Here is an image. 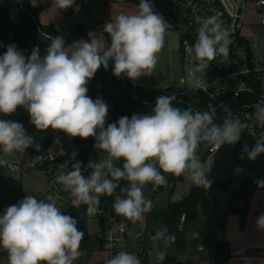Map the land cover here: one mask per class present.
Returning a JSON list of instances; mask_svg holds the SVG:
<instances>
[{
  "label": "clouds",
  "instance_id": "clouds-1",
  "mask_svg": "<svg viewBox=\"0 0 264 264\" xmlns=\"http://www.w3.org/2000/svg\"><path fill=\"white\" fill-rule=\"evenodd\" d=\"M75 2L55 0L60 10ZM197 23V38L189 52L197 61L194 71L199 72L208 69L218 55L228 56L231 29L216 15L197 17ZM166 30L164 18L154 11L150 0H140L137 12L120 13L105 23L103 31L111 40L106 47L94 33H89L88 40L75 42L71 51L66 49L61 36H46L51 42L44 56L37 47L26 58L15 45H9L0 56V116H11L23 108L36 129L51 128L70 138L93 137L94 147L107 154L99 162H89L87 168L91 173L87 177L82 174L80 162L73 163L71 170H67V162L59 166L55 183L71 195L73 207L99 203L102 195L114 196L115 214L132 223L141 221L151 210V202L143 193L145 185L152 184L156 190L167 184L165 174L187 175L194 185L209 190L210 169L202 166L199 146L234 145L247 129V123L233 117L230 111L222 124H217L215 108L201 112L191 107H173L174 95L158 97L151 114H133L130 119L123 116L105 126L108 106L103 99L93 100L87 95L89 81L101 66L107 70L110 61L116 77L137 80L152 76L165 46ZM253 107L258 125L264 128V99ZM32 146L40 151V144L26 133L23 124L0 119V166L11 167L6 157L22 156ZM243 152L249 160H255L264 153V138L258 139L251 150L245 145ZM75 156L73 152L70 159ZM40 160L37 156L25 162V166L34 167ZM114 161L123 163L117 166ZM121 180L128 182L127 188L121 189L123 196L116 194ZM257 183L264 187V179ZM57 200L55 195L44 200L26 195L0 215V248L7 252L8 264H73L79 257L84 233L78 230L72 216L61 211ZM256 225L264 231V213L257 218ZM150 239L156 259L163 264L174 236L165 226ZM105 264L141 261L137 255L122 250Z\"/></svg>",
  "mask_w": 264,
  "mask_h": 264
},
{
  "label": "trees",
  "instance_id": "trees-1",
  "mask_svg": "<svg viewBox=\"0 0 264 264\" xmlns=\"http://www.w3.org/2000/svg\"><path fill=\"white\" fill-rule=\"evenodd\" d=\"M44 4L38 8L30 9L25 3L19 5L12 0H0V56H2L9 45H15L17 50L22 52L27 58L31 56L34 48H39L40 55L44 56L50 40L46 36H61L53 29L51 25L39 24L36 15L49 5L51 0H43ZM130 2L139 5L140 1L130 0ZM153 6H155L153 4ZM157 8L168 24H173V28L178 33L179 38L187 37L182 24L176 20L170 8L165 2L157 4ZM72 10V9H71ZM96 29L93 23H73L67 35L63 37L65 44H68L85 33ZM107 45L111 40L106 32L102 33ZM191 43H193L191 41ZM113 64L109 62L107 70L101 66L95 76L89 81L87 95L93 100L98 97L108 106V114L105 126L109 123L117 122L119 118L127 116L133 105V90L120 77H116L112 72ZM135 92L143 95L144 90L137 88ZM0 119H10L23 124L26 133L34 138L35 143L40 144V151L44 150L59 137L61 154L54 160L55 166L68 163V168L73 163L82 162L88 158H94L98 155V150L93 146L92 137L81 139L79 137L70 138L61 131H54L51 128L47 130H38L30 123L29 115L23 108L11 116H0ZM29 153L34 158L39 151L35 146L28 148ZM75 152V159H70L71 154ZM201 163L205 161V154H199ZM243 156V159L241 157ZM246 156L240 150L238 143L234 145H222L217 152L214 160L208 164L207 169L212 185L209 190L203 187L191 185L188 192L178 200H171L176 185L183 181L184 176L175 177L165 174L167 184L153 190V185L148 184V189L153 193H159L167 187V203L164 208H152L146 213L148 223L157 225L160 228L167 227L169 234L174 236V241L168 247V254L163 264H194L188 258L182 262L173 261V254L183 253L189 246V239L195 237L193 233H198L203 239L201 252L198 254L201 264H223L229 258L228 242L224 235L225 214L218 210V201L215 191L228 190L236 180V170L247 160ZM122 161L116 162L117 166L122 165ZM109 179L111 177H108ZM264 179V159L256 165L251 166L245 173V176L239 185L234 199L241 200L240 207L235 209L239 216L240 228L245 223L248 210V202L251 195L256 190H264V187L258 185L257 181ZM120 186L127 188L128 182L121 180ZM86 204L81 205L79 209L70 203L62 212L65 215L72 216L77 221V228L84 233L83 239L86 240V218L83 217V211ZM162 246V245H161ZM143 256V264L148 263V253L153 251V241L149 235L138 245ZM0 256L7 260V252H0ZM157 260V259H156ZM158 262V260H157ZM159 263V262H158Z\"/></svg>",
  "mask_w": 264,
  "mask_h": 264
},
{
  "label": "built area",
  "instance_id": "built-area-1",
  "mask_svg": "<svg viewBox=\"0 0 264 264\" xmlns=\"http://www.w3.org/2000/svg\"><path fill=\"white\" fill-rule=\"evenodd\" d=\"M12 1L19 5L25 3L30 9L44 4L41 0ZM113 1L130 2V0ZM150 2L155 7L165 2L186 31L187 37L180 39L173 24H169L177 38L180 75L176 81L160 88L141 86L136 81L121 76L120 78L134 91L132 109L127 117L130 119L133 114H151L158 97L172 95L175 96L173 107L181 110L191 107L193 111L205 112L210 107L215 108L214 122L217 124H222L230 111L233 117H238L248 125L237 142L242 153L248 158L247 153L243 152L244 146L247 145L251 150L258 139L264 138V128L258 125L253 107L264 99V0H150ZM77 6L79 11L76 10ZM72 12L86 19V13L82 10L79 0H76L72 6ZM213 15L219 16L223 25L231 29L229 54L227 57L218 55L210 62L209 68L199 75H186L187 66H196L197 63L194 55L189 52L196 41V30L200 26L197 17L205 18ZM98 31L102 34L103 27ZM0 45L2 46L1 43ZM188 54L191 61L185 62ZM137 88L143 89L144 94L138 95L135 92ZM92 140L94 146L95 139L92 137ZM221 147L202 143L198 148V155L205 154L204 163L209 164ZM61 152L60 144L54 142L35 156L41 157L40 162L35 165L40 168L47 181L48 191L45 194L55 195L58 199L71 196L61 185L55 183L60 167L55 166L53 162ZM102 159L104 158L97 155L80 162L82 174L85 177L89 176L91 173V169L87 168L89 162H99ZM116 162L119 161H114V164ZM67 170H71V167ZM124 188L126 187L117 188L116 194L123 196L121 189ZM114 199V196L102 195L99 197V203L86 204L83 217L97 220L98 231L95 234V241L108 258L123 250L137 255L143 264V256L137 246L141 240L139 237L131 239L130 220L115 214ZM261 254L264 255V250Z\"/></svg>",
  "mask_w": 264,
  "mask_h": 264
},
{
  "label": "rangeland",
  "instance_id": "rangeland-1",
  "mask_svg": "<svg viewBox=\"0 0 264 264\" xmlns=\"http://www.w3.org/2000/svg\"><path fill=\"white\" fill-rule=\"evenodd\" d=\"M109 1V0H107ZM138 11V10H137ZM137 11L127 12L126 14H132ZM154 11L159 13L157 7L154 6ZM75 13L72 12V15H68L63 22L69 19L70 16H75ZM71 18V17H70ZM40 24V23H39ZM169 30H172L169 28ZM191 58L188 55L185 57V62H190ZM195 66H187L185 74L186 75H199L202 71H194ZM180 75V61L177 51V38L174 33L165 34V46L164 49L159 54V61L152 73V76H142L145 78L148 86L150 88H160L174 82L178 79ZM59 141V137L55 142ZM59 143V142H58ZM98 155L102 158H106L107 154L98 149ZM9 160L11 167L9 166H0V215H3L4 210L12 205L18 204L19 201L25 198L26 195H33L38 200H44L49 195L45 194L48 191V184L45 180L40 168L38 166L26 167L25 162L31 161L34 159L26 149L25 153L21 156L20 154H15L12 156L6 157ZM264 159V153H261L256 157L255 160L247 159L244 164L236 170V180L234 184L229 188L234 198L235 193L241 184L246 171L251 167L256 165L260 160ZM202 166L207 169L208 163H202ZM17 167V168H16ZM193 182L187 175L184 176L182 182L178 183L174 189L171 200H178L182 195L186 194L191 187ZM167 187L165 190L159 193H153L148 189V186L145 185L143 189L144 196L146 200L151 202L152 208H164L167 203ZM69 201L71 202L72 197L69 196ZM227 193L221 192L219 194L218 200L220 203V210L224 209L226 204ZM58 207L62 205L61 201H58ZM161 229L157 225L148 223L146 218V213L144 218L141 221L132 223L130 221V236L131 239L140 238L141 242L146 236L149 235V238L155 234L157 230ZM98 231V223L95 218L87 217L86 218V232L87 240H93V245L95 246V234ZM203 239L200 235L195 236L189 239V246L187 250L181 254L175 253L172 258L175 262H182L190 258L193 263H201L198 257V254L201 252L203 246ZM97 244V243H96ZM86 242L81 241L80 248H85ZM138 246V245H137ZM4 249L0 248V252ZM153 254L152 252L148 253V264L153 263ZM0 264H8V260L0 256ZM168 264V263H166Z\"/></svg>",
  "mask_w": 264,
  "mask_h": 264
},
{
  "label": "crops",
  "instance_id": "crops-1",
  "mask_svg": "<svg viewBox=\"0 0 264 264\" xmlns=\"http://www.w3.org/2000/svg\"><path fill=\"white\" fill-rule=\"evenodd\" d=\"M79 1L82 6V10L86 13V19L82 18L80 14L75 13L76 15L74 14V17L70 16L71 18L69 17V19L63 22L68 15H72V7L60 10L56 7L55 0H51L49 5L36 15L38 23L42 25H51L62 38L67 35L73 23H93L95 25L96 29L89 31L82 37L66 44L65 47L69 51H71L74 47L75 42L81 39L88 40L89 33H94L105 47L108 46L103 34L99 33V28H102L110 19L114 20L120 13L138 10V5L132 2L119 3L113 0ZM159 14L161 15L160 12ZM165 23L167 25L166 33L172 32L175 34L174 30H169L170 25L166 22V20ZM134 81L141 86H148L145 78L143 77ZM169 84H166L165 86ZM221 192L227 193L226 204L222 210H220V203L218 200ZM215 194L218 201V210L226 216L224 223V235L228 242L229 258L226 263L223 264H264V255L261 254V251L264 250V231L258 229L256 225L257 218L264 213V190H256L251 195L248 202L245 223L242 229L240 228L239 216L235 213V209L238 206L240 207L241 204L239 205L238 200L232 198L230 189L226 191H215ZM68 198L69 197L58 199V201L64 202L60 206L61 211L65 210L71 203ZM82 241L86 242L85 248H80V255L73 262V264H105V261L108 259V255L99 248V245L96 244L97 242L95 241L96 243L94 246L92 244L93 240H87L86 238V240ZM152 254L154 257L153 263L159 264L154 253Z\"/></svg>",
  "mask_w": 264,
  "mask_h": 264
},
{
  "label": "water",
  "instance_id": "water-1",
  "mask_svg": "<svg viewBox=\"0 0 264 264\" xmlns=\"http://www.w3.org/2000/svg\"><path fill=\"white\" fill-rule=\"evenodd\" d=\"M238 204H239V205L241 204V200H238Z\"/></svg>",
  "mask_w": 264,
  "mask_h": 264
}]
</instances>
